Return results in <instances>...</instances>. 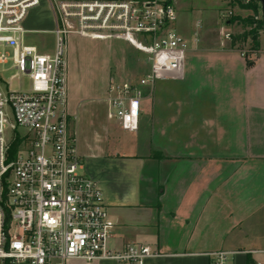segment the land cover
Here are the masks:
<instances>
[{"label":"crops","instance_id":"1","mask_svg":"<svg viewBox=\"0 0 264 264\" xmlns=\"http://www.w3.org/2000/svg\"><path fill=\"white\" fill-rule=\"evenodd\" d=\"M206 14L185 31L180 71L143 88L135 131L107 118V81L98 97L69 91L83 171L114 224L108 246H149L157 255L144 264H208L219 250L230 264H264V28L252 54L249 40L224 38L244 28L230 18L216 16V38L206 39ZM23 27L38 30L28 16ZM87 101L97 104L90 112Z\"/></svg>","mask_w":264,"mask_h":264},{"label":"built area","instance_id":"2","mask_svg":"<svg viewBox=\"0 0 264 264\" xmlns=\"http://www.w3.org/2000/svg\"><path fill=\"white\" fill-rule=\"evenodd\" d=\"M44 1L54 21L51 53L26 43L23 22L41 0H0V64L14 71L10 79L29 82L27 90L0 89V264H144L157 255L149 246H108L114 224L70 127L67 55L72 38L133 49L128 70L108 76L105 100L107 118L135 131L143 88L180 71L188 42L174 27L172 0ZM231 255L212 252L208 264H230Z\"/></svg>","mask_w":264,"mask_h":264},{"label":"rangeland","instance_id":"3","mask_svg":"<svg viewBox=\"0 0 264 264\" xmlns=\"http://www.w3.org/2000/svg\"><path fill=\"white\" fill-rule=\"evenodd\" d=\"M224 1H226L225 5L222 0H172L171 6L177 16L174 24L175 29L185 38V31L190 33L194 22L210 11L209 16L211 17L208 20L206 39L214 40L217 35L213 29L218 19L216 16L223 24L224 19L228 18L223 17L227 16L223 15L224 12H231L229 16H247L250 13L248 10L240 9L236 3L230 0ZM257 6L258 16H261L259 3ZM27 16L30 25L39 31L29 32L25 36L26 43L36 45L41 52L51 53L54 47V36L51 33L54 21L46 1L41 0L39 5L28 11ZM231 30L230 35L237 36L248 29L234 27ZM247 42H239V44L246 48ZM132 52H134L133 49L122 41L107 43L72 38L67 55L68 87L71 97L76 95H82L83 98L98 97L110 74L128 70L130 59L133 56ZM13 73L14 71L9 69V64H0V89L6 90L9 87L10 90H27L28 79L26 77L10 79ZM83 106L90 112L95 109L97 104L87 101Z\"/></svg>","mask_w":264,"mask_h":264},{"label":"trees","instance_id":"4","mask_svg":"<svg viewBox=\"0 0 264 264\" xmlns=\"http://www.w3.org/2000/svg\"><path fill=\"white\" fill-rule=\"evenodd\" d=\"M240 9L249 10L251 13L246 17L231 16L230 23L237 22L241 24L244 28L248 30L242 32L241 34L234 36L233 41L238 40L239 42H245L249 40L248 52L253 51L257 47V37L261 29L264 28V19L258 17V1L257 0H230ZM18 141L13 142L11 146V152H14L17 147Z\"/></svg>","mask_w":264,"mask_h":264},{"label":"water","instance_id":"5","mask_svg":"<svg viewBox=\"0 0 264 264\" xmlns=\"http://www.w3.org/2000/svg\"><path fill=\"white\" fill-rule=\"evenodd\" d=\"M260 4L261 17L264 19V0H257Z\"/></svg>","mask_w":264,"mask_h":264}]
</instances>
